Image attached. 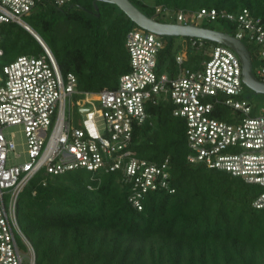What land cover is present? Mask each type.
I'll return each instance as SVG.
<instances>
[{"label":"trees","instance_id":"1","mask_svg":"<svg viewBox=\"0 0 264 264\" xmlns=\"http://www.w3.org/2000/svg\"><path fill=\"white\" fill-rule=\"evenodd\" d=\"M131 1L150 17L159 16L157 6L188 15L205 7L249 8L264 16V0ZM28 17L62 70L76 74L80 90L115 88L130 70L126 35L137 23L118 4L72 0L59 6L41 0ZM217 21L229 26L219 30L234 33L230 22ZM1 34L7 58L2 66L21 54L38 53L35 43L41 51L20 24L3 23ZM162 39L160 67L174 70L179 53L187 54L193 67L204 56L203 50L193 49L189 36L179 44L173 36ZM149 110L152 118L135 129L131 146L141 158L169 160L175 191L149 190L138 209L121 170L38 174L18 202L19 222L34 245L36 264H264V208L253 205L264 187L191 162L186 121L173 114L171 100L152 103ZM224 110L221 117L229 114V107Z\"/></svg>","mask_w":264,"mask_h":264},{"label":"built area","instance_id":"2","mask_svg":"<svg viewBox=\"0 0 264 264\" xmlns=\"http://www.w3.org/2000/svg\"><path fill=\"white\" fill-rule=\"evenodd\" d=\"M39 1L0 0V42L2 24L11 22L28 29L41 45L38 53L21 54L0 68V264H25L26 258L27 264H36L34 245L19 222L18 202L38 174L121 170L131 182L129 199L138 209L149 190L175 191L169 160L141 158L131 146L135 129L152 118L149 106L161 100H171L173 114L186 121L191 162L264 187V114H254L251 102L242 97L244 68L235 49L191 37L193 49L204 53L199 65H189L183 52L176 55V68L170 71L159 64L162 35L137 24L126 35L130 70L121 75L117 87L80 90L76 74L62 70L51 47L25 19ZM53 1L63 6L72 0ZM170 13L156 7L157 15ZM174 14L179 24H192L189 16L230 22L233 35L253 45V71L264 81L263 15L249 8L230 12L215 7ZM80 94L77 103L83 117L75 126L71 108ZM226 106L229 114L221 117ZM12 126L24 134L22 150L15 131L6 132ZM253 205L264 208V192Z\"/></svg>","mask_w":264,"mask_h":264},{"label":"water","instance_id":"3","mask_svg":"<svg viewBox=\"0 0 264 264\" xmlns=\"http://www.w3.org/2000/svg\"><path fill=\"white\" fill-rule=\"evenodd\" d=\"M118 4L138 25L158 33L159 35H184L202 37L214 42H221L231 46L240 55L244 68V81L258 92H264V81L259 79L253 71L252 55L248 46L233 34L197 24H179L159 21L155 16L150 17L142 12L131 0H110Z\"/></svg>","mask_w":264,"mask_h":264},{"label":"rangeland","instance_id":"4","mask_svg":"<svg viewBox=\"0 0 264 264\" xmlns=\"http://www.w3.org/2000/svg\"><path fill=\"white\" fill-rule=\"evenodd\" d=\"M171 15H159L156 16V18L159 21L163 22H169V23H178L179 21L176 19V16L173 15L174 13H170ZM25 19L29 21V17L25 16ZM189 23H195L197 25L203 26V27H208V28H213V29H223L225 27L229 26L227 25V22H225V25L223 23H220L217 20H208L206 18L203 19H192L190 16L188 17ZM225 26V27H224ZM223 31V30H221ZM169 36V35H168ZM171 36V35H170ZM184 35H174L173 40L176 44H179L183 42ZM36 49H39L40 47L37 43L34 44ZM246 45L250 48V50L253 52V45L249 44V42L246 43ZM1 48H3L0 45ZM4 49V48H3ZM7 58L5 56L0 55V68L4 62H6ZM83 95L80 94L78 96L74 97V105L71 108V114H72V122L73 125L77 126L81 123L83 114L81 112L82 106L77 103V100L81 98ZM242 97L245 99H248L251 102V105L253 107V113L256 115L264 114V92H258L254 88H251L249 85L245 84L244 91L242 93ZM15 131V136L14 139L18 143V148L19 150H22L24 148V142H25V137L24 134L19 130L18 126H12L6 129V132L8 135H10V132ZM24 158V157H23ZM23 160V159H22ZM23 252H25L24 247ZM25 264H27V258L25 259Z\"/></svg>","mask_w":264,"mask_h":264}]
</instances>
